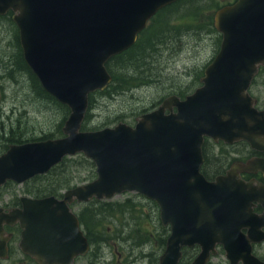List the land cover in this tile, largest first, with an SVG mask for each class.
<instances>
[{
  "label": "water",
  "instance_id": "obj_1",
  "mask_svg": "<svg viewBox=\"0 0 264 264\" xmlns=\"http://www.w3.org/2000/svg\"><path fill=\"white\" fill-rule=\"evenodd\" d=\"M178 0H0L20 32L26 63L44 89L70 108L65 135L11 144L0 155V188L49 172L66 156L83 153L97 177L64 194L21 197V207L0 206V264L8 257L6 225L21 227L19 246L38 264H75L90 250L71 204L137 192L155 202L170 227L158 264H179L184 247H200L189 264H208L222 245L231 264H264L253 244L264 241V187L237 169L264 172V159L237 163L209 180L201 171L205 137L264 149V111L249 88L264 66V0H237L215 14L221 47L203 83L181 98L166 97L152 111L98 130H83L92 92L112 81L106 63L131 48L149 21ZM239 168H235V167ZM246 230V231H244Z\"/></svg>",
  "mask_w": 264,
  "mask_h": 264
},
{
  "label": "rangeland",
  "instance_id": "obj_2",
  "mask_svg": "<svg viewBox=\"0 0 264 264\" xmlns=\"http://www.w3.org/2000/svg\"><path fill=\"white\" fill-rule=\"evenodd\" d=\"M217 1L221 3L234 0ZM203 5L207 9L195 19V24L189 23L191 17L184 20V24L188 23L182 32L184 35L181 36L177 29L172 34H162L161 36L165 35V40L159 47L139 60L146 61L145 65L138 62L139 70H145V75H155L153 83L125 87L120 93L108 90L94 94L88 121L90 128L100 129L120 122L134 125L139 114L153 108L174 91L183 90L190 94L202 84L204 69L216 56L221 44V34L218 31L211 32L206 24L215 5L211 0H205ZM17 34L19 35L18 28L9 15L0 18V153L9 143L6 138L13 134L34 139L63 136L62 128L70 113L56 102L36 95L29 73L23 69L19 60L23 51L18 44ZM150 36H154V33ZM252 91L260 94L264 100L263 75H260ZM208 149L211 155H217L219 150L227 153V147L213 141H210ZM82 157L88 159L82 153L69 156L68 158L78 159L81 164L77 160H71L66 169H57L39 179L24 183L8 182L0 190V205L12 207L19 202L21 196L31 195L38 187L58 185L62 180H67L69 187L92 180L95 178L92 175L96 176V166L90 159L85 161ZM227 162L222 158L217 166L212 164L207 169L215 176L218 174L216 168ZM67 188L68 185L59 191L63 193ZM104 200L114 205L121 204L115 206V211H109L110 207L101 209L102 221L97 229L106 232L108 240L99 250L78 258L75 264H158L159 257L166 248L162 240L170 234V229L162 224L157 202L137 192H124ZM102 203L104 202H90L73 208L79 214L86 209H95L92 207ZM124 203L128 204L122 206ZM19 241L18 232L12 254L2 264H36L21 251ZM186 251L188 256H192L197 255L199 249L193 247ZM257 252L264 257V246ZM209 264H230V261L224 251H221Z\"/></svg>",
  "mask_w": 264,
  "mask_h": 264
},
{
  "label": "trees",
  "instance_id": "obj_3",
  "mask_svg": "<svg viewBox=\"0 0 264 264\" xmlns=\"http://www.w3.org/2000/svg\"><path fill=\"white\" fill-rule=\"evenodd\" d=\"M205 0H179L173 4H170L166 7H164L163 9H161L154 17L153 19L150 21V23L148 24V26L140 33L139 38L137 40V42L128 50L124 51L121 54H118L116 56H114L112 59H110L107 62V68L110 71V73L112 74V82L110 83L109 87L102 91V93H105L106 91L110 90V92H118L121 91L122 89L124 90V88H133V87H138V86H143L146 84H150L153 83V79H154V74L150 73L149 75H145L144 73L146 72L145 70H139L138 69V62L142 63L143 65L146 64V61H139L140 59L144 58V56L147 57V55L151 52H153L157 47H159V44H161L164 40L163 38L165 37L166 33L172 34L173 31L175 29L178 30L179 33H181V36L184 35L182 32L184 30V27L188 24L185 23L184 24V20L191 17V20L189 23L191 24H195L193 23L195 21V19H197L198 17H200L203 13V10H206L207 7H205L203 5V2ZM212 4L215 5V7L210 11L209 16L207 17V28L208 30H210L211 32H216V28L214 26V13L216 11V9L220 8L222 5L231 3L229 2H218L217 0H211ZM168 13L169 16L175 14L174 16H172L171 18L165 17ZM196 16V18H195ZM3 17V16H2ZM0 15V18H2ZM9 17L12 20V22L14 23L13 19H12V13H9ZM184 18V19H183ZM200 20V19H198ZM15 24V23H14ZM199 24V23H196ZM154 33V36H150L151 34ZM163 36H161L162 34H164ZM16 38L18 39V44L20 45L19 42V35L17 34ZM222 37L219 36V41H221ZM21 46V45H20ZM22 48V47H21ZM19 60L22 63L23 69L29 73L30 76V80L32 83V86L35 90V93L38 97L40 98H44L48 101H52V102H56L57 104L61 105L62 107H64L67 112L70 111V109L60 103L55 97H53L51 94H49L41 85L39 79L37 78V76L33 73V71L29 68V66L26 64L23 54L19 55ZM138 71L140 73H138ZM174 94H178L181 97H185L187 94L186 91L180 90V91H174ZM95 93H91L90 94V108L92 105V99ZM162 100H160L158 102V104L161 102ZM157 104H155L156 106ZM150 109L145 110L144 112L148 111ZM90 111L91 109H89V112L87 113L86 116V120L85 123L83 125V129L84 130H94L93 128L89 127L88 121L90 119ZM48 138H52L50 136H45L44 138L41 139H34V138H29V137H24L21 135H15L13 134L12 136H10L9 138H6L7 141H9V143L7 144L5 150L8 149V147L11 144L14 143H24V142H28V141H34V140H42V139H48ZM208 145L209 142H205V145L203 147V154L205 157V163L202 167V172L209 178L212 179L214 176L211 175V172L208 171L207 167L210 165L212 166H217L218 163L220 162L221 158H216L215 154L210 153V150L208 149ZM4 150V151H5ZM3 151V152H4ZM1 152V153H3ZM0 153V154H1ZM71 160H77L79 162L78 159H73V158H68L66 157L63 162L59 165H57L56 167H54L51 172L56 171L57 169H66L69 165L68 162ZM82 160L85 161H90L84 157H82ZM93 162V161H92ZM81 164V162H79ZM220 165V164H219ZM220 167L216 168L217 173H220ZM50 173V172H49ZM48 173V174H49ZM47 175V174H45ZM41 176L43 175H38L36 177H34V179H39ZM95 177V174L92 175V178ZM68 185V187L70 186V184L68 183L67 180H62V182H60L58 185H50L48 187H38V190L31 192L30 194H33L35 196H46V195H57L60 191V188H63ZM92 202H104L102 203L100 206H95L92 208L95 209H86L84 211H82V213L80 212L79 215V219L81 221V224L86 232V236L89 239V242L91 244V250L89 252V254L91 252H95L97 251V249L99 250V247H101V245L103 243H105L108 240V236L106 235V232H100L97 229V226L101 223L102 219H101V214H102V210L101 209H106L108 207H110L108 210L109 211H115V206H120L121 204H112L109 202H106V200H97L94 199L92 200ZM128 203H124L122 204V206H125ZM168 237V236H167ZM167 237L164 236V239L162 240L164 246H166V241H167ZM195 255V254H194ZM194 255L192 256H188L187 251L184 252V257L182 259V263L186 264L189 263L190 260L194 257Z\"/></svg>",
  "mask_w": 264,
  "mask_h": 264
},
{
  "label": "flooded vegetation",
  "instance_id": "obj_4",
  "mask_svg": "<svg viewBox=\"0 0 264 264\" xmlns=\"http://www.w3.org/2000/svg\"><path fill=\"white\" fill-rule=\"evenodd\" d=\"M261 74L264 75V68H261L259 73L255 76L254 81H253V85L255 84V82H257V80L259 79ZM252 94L256 98V101H257L256 107L260 110H264V100L261 99V95L260 94L257 95L253 91H252ZM206 141L209 142V141H213V140L211 138H207ZM213 142L217 145L227 147V150L225 151L227 153H223L222 150H219L217 153L216 158L220 157L221 159L224 158V159L228 160V162L226 164L220 165V168H219L220 173H218V174H223V175L226 174L227 171L231 167H233L234 164H237V163L247 162L248 160L254 159V158L264 159V149H255L252 147L251 143L246 141V140L236 141L233 144H226L222 140L213 141ZM215 156H216V154H215ZM235 168H239V167L237 166ZM237 173H238L239 178H242V179L246 180L247 182H252L256 188L259 189V187H261V186L264 187V172L263 171L257 170L256 168L253 167L249 171H242V170L237 169ZM56 196L58 198H62L64 195L59 194ZM80 204H82V203H75L74 206L75 205L78 206ZM21 205H22V203L20 202L17 205L12 206V207H18ZM4 207L6 208V210H9L10 208H12V207H7V206H4ZM253 211L256 214H262L264 212V207L260 202H254ZM5 229H6L5 235L10 237V240L8 242V250H9L8 259H9V257L12 254L13 248H14V242L17 239V233L19 232V235L21 236V228L17 224V225H13V226H5ZM262 246H264V241L261 243H258V244L255 243L253 246V249H254V254H256L260 259L264 260V257L257 252L258 249ZM218 251L219 252L224 251L222 245L218 246ZM26 256H28L29 258H31L35 262V260L32 257H30L29 255H26ZM2 263L3 262L1 261V264Z\"/></svg>",
  "mask_w": 264,
  "mask_h": 264
},
{
  "label": "bare ground",
  "instance_id": "obj_5",
  "mask_svg": "<svg viewBox=\"0 0 264 264\" xmlns=\"http://www.w3.org/2000/svg\"><path fill=\"white\" fill-rule=\"evenodd\" d=\"M5 15H8V14H5ZM4 16V15H3ZM16 26H17V24H16ZM9 127V126H8ZM255 244V243H254ZM254 244H253V246H254Z\"/></svg>",
  "mask_w": 264,
  "mask_h": 264
}]
</instances>
